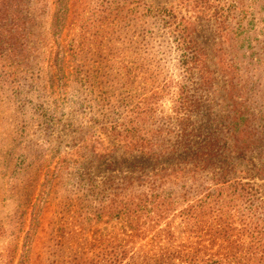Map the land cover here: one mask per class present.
Segmentation results:
<instances>
[{
  "label": "trees",
  "instance_id": "obj_1",
  "mask_svg": "<svg viewBox=\"0 0 264 264\" xmlns=\"http://www.w3.org/2000/svg\"><path fill=\"white\" fill-rule=\"evenodd\" d=\"M121 1L144 54L122 58L119 80L133 76L151 97L161 86L174 97L169 116L153 108L149 129L123 123L134 96L117 101L122 122L113 111L91 118L67 97L72 77L83 89L92 72H112L113 52L120 56L88 48L84 30L52 57L63 30L52 5L69 13L70 0H0V90L40 97L55 80L58 110L29 103L45 121L66 116L49 149L52 173L39 184V168L27 180L29 229L12 227L0 264H222L217 242L264 234V0ZM68 55L80 59L77 70L66 68ZM249 67L259 70L254 83ZM145 100L134 104L144 115ZM100 120L106 144L91 129Z\"/></svg>",
  "mask_w": 264,
  "mask_h": 264
},
{
  "label": "rangeland",
  "instance_id": "obj_2",
  "mask_svg": "<svg viewBox=\"0 0 264 264\" xmlns=\"http://www.w3.org/2000/svg\"><path fill=\"white\" fill-rule=\"evenodd\" d=\"M245 1L249 4L252 2V0ZM69 6L70 11L66 13L63 6L58 8L57 4L52 5L53 12L55 10L59 11L60 23L63 25L62 33L58 37H53L56 41L52 57L55 56L56 51L59 53L64 45L70 44L73 38L84 30H86L85 42L88 48L95 50L100 46L101 48H114L120 52V56L113 52V57L110 58L112 72H108L107 75H104V72L102 74L92 72L91 80H85L83 89H81L82 83L77 82L73 77L71 81L66 82L65 86L69 100L83 101L82 103H85V105L82 108L90 117L97 114L98 111L109 112L110 114L113 111L114 119L112 120L122 122L123 111H120L122 106L117 104V101L121 95L123 97L134 96L133 103L130 102L124 110L127 112L135 107L134 110L136 111L131 114L132 120H125L123 123L128 126L137 124L142 129L155 126L154 107L159 106L160 115L163 118L172 114L174 97L166 90L163 91L162 86L159 89H154L161 91V95L153 98L151 97L153 90L150 91V88H148L144 92V88L135 77L130 76L128 79L119 80V67H121L119 62L122 58L125 57L126 61L130 62L129 59L137 60L141 54H144L140 51L139 44L141 30L136 26L133 14L127 18L124 17L126 11L123 9V2L121 0H70ZM249 7H246V9L250 12L252 11V5ZM67 61L66 68L71 67L74 71L78 69L80 59L77 60L75 56L68 55ZM87 62L90 66L93 65L91 59ZM244 72L246 77L254 83L257 79L255 74L259 70L249 67ZM260 73V94L264 99V67L260 70ZM100 76L101 78H99ZM55 84L58 86L57 82L53 80L47 93L42 92L40 97H37L36 93L35 95H27L26 99L22 97V99L15 98V94L11 89L0 90V254L6 251V244L9 242V236H12L13 226L23 225L24 221V234L31 224L33 209L24 206L25 190L26 188L29 189L28 181L32 180L31 177L36 178L40 168L43 174L39 184L44 183L45 180L47 181L46 176L52 173V170L49 171L46 166L49 164L55 165L54 162L52 163V152L49 149L50 146L56 145V142L59 141L57 136L66 116L57 114L56 117L62 119L61 121L55 118L45 121L44 117L40 116V111H35L36 105L32 107L29 103V100H33L35 103L39 102L42 106L50 108V110H58L57 105L62 102V98L58 95V88L55 90ZM25 89H27V86ZM77 89H81V91L88 89V92L82 94ZM114 89H116L115 92ZM79 94L83 98H79ZM142 98L147 99L145 105L147 108H151L150 111L148 109L149 112H146V115L139 113L141 109L136 108L139 101L142 102ZM125 102L127 104L128 100H125ZM136 103L138 104L134 105ZM104 121L91 123L93 126L92 131L98 132L99 129L97 128L102 126ZM98 135L104 144L109 140L101 132H98ZM98 135L96 139H98ZM48 143L51 145H48ZM69 188H72V185ZM41 189L42 186L39 185L38 192ZM26 207L28 213L25 217L21 216ZM55 211L57 209L53 212ZM60 211L63 213L61 208ZM56 215L57 212H55V218ZM235 226L238 228L239 225ZM241 227L242 225H240ZM221 244L224 245L220 246ZM224 246H227V248L224 249ZM215 250L220 251L218 258L222 260V264H264V234L251 236L241 232L235 233L230 240L217 242Z\"/></svg>",
  "mask_w": 264,
  "mask_h": 264
}]
</instances>
